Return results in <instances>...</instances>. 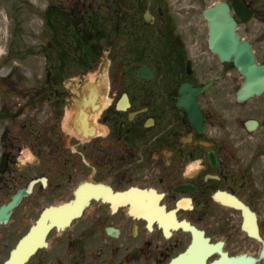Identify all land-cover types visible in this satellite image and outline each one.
Returning <instances> with one entry per match:
<instances>
[{"label":"flooded vegetation","instance_id":"af4514ba","mask_svg":"<svg viewBox=\"0 0 264 264\" xmlns=\"http://www.w3.org/2000/svg\"><path fill=\"white\" fill-rule=\"evenodd\" d=\"M181 13L47 7L52 127L28 153L0 132V264H264V94L238 100L196 6Z\"/></svg>","mask_w":264,"mask_h":264},{"label":"rangeland","instance_id":"374dc122","mask_svg":"<svg viewBox=\"0 0 264 264\" xmlns=\"http://www.w3.org/2000/svg\"><path fill=\"white\" fill-rule=\"evenodd\" d=\"M216 1L219 0H177V5L179 7V5L188 6L196 3L200 21L204 24L202 10ZM246 1L254 7L256 16L249 24L239 25L238 31L254 43L258 60L264 61V19L261 13L264 11V0ZM111 2L112 0H0V132L10 127L15 144L22 143L23 148L28 151L34 149L35 132L49 133L52 127L41 114V108L47 111L45 75L48 41L45 19L47 6L51 3L111 5ZM170 2L171 0H167V3ZM179 16L184 22L185 15ZM202 31L204 34L206 28L203 27ZM204 46L207 49L206 42ZM106 60L107 56L104 55V61ZM25 67L30 68L33 75L14 76L13 80L4 76L11 68ZM87 75L92 78L95 74ZM105 75L107 76V68ZM43 114L46 115L45 112ZM53 126L54 131L57 132L56 121ZM47 139L49 138H45L43 145L49 148L46 144Z\"/></svg>","mask_w":264,"mask_h":264},{"label":"water","instance_id":"95a60500","mask_svg":"<svg viewBox=\"0 0 264 264\" xmlns=\"http://www.w3.org/2000/svg\"><path fill=\"white\" fill-rule=\"evenodd\" d=\"M231 8L243 23L254 16L253 10L242 0H233L231 5L217 2L205 9L204 14L208 20L211 50L222 61H232L245 78L238 91L239 99L245 100L264 92V64L256 61L252 43L237 33V21L231 14Z\"/></svg>","mask_w":264,"mask_h":264}]
</instances>
